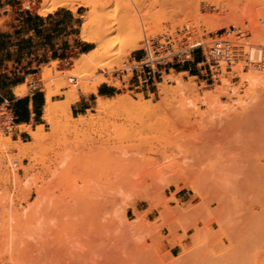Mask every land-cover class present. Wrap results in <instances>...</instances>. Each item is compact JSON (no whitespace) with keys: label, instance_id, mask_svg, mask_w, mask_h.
I'll use <instances>...</instances> for the list:
<instances>
[{"label":"rangeland","instance_id":"374dc122","mask_svg":"<svg viewBox=\"0 0 264 264\" xmlns=\"http://www.w3.org/2000/svg\"><path fill=\"white\" fill-rule=\"evenodd\" d=\"M194 1L102 0L90 15L104 28L125 23L107 32L106 45L121 42L114 52L124 53L125 40H142V47L114 55L112 72L99 67L88 83L129 67L144 55L149 36L163 39L160 55L166 59L158 67L162 77L148 88L102 83L98 95L81 92L85 73L75 65L97 44L75 46L87 43L81 28L90 10L80 6L54 12L77 18L69 31L75 35L72 51L40 66L35 54L0 57V63L18 64L5 65L0 76L5 95L22 80L21 97L31 94V81L43 84L35 93L45 95L46 84L59 92L53 123L41 118L27 124L44 128L47 139L38 142L20 125L9 133L0 129V141L10 137L13 143L9 151L0 146V264H264V81L255 89L244 82L251 72L244 60L213 83L200 49H191L192 42H210L246 25L255 30L245 46L259 42L262 47L251 48H264V39H256L264 38V0H205L208 8L200 0L199 11ZM42 2L20 11L29 0H0V51L17 45L4 40L19 35L6 24L25 13L40 15ZM48 67L53 71L44 80ZM184 67L191 72L175 70ZM63 80L70 86L61 88ZM75 87L79 100L92 101L70 120L64 108ZM124 95L143 102L97 111L99 96ZM81 117L88 123L81 124ZM21 141L32 145L22 155L14 148Z\"/></svg>","mask_w":264,"mask_h":264},{"label":"bare ground","instance_id":"6f19581e","mask_svg":"<svg viewBox=\"0 0 264 264\" xmlns=\"http://www.w3.org/2000/svg\"><path fill=\"white\" fill-rule=\"evenodd\" d=\"M100 1H102V0H43V2L41 3V7L38 10V13L41 16H47L48 14L54 13V12H56L57 10H59L61 8L69 9V10H73L74 11V10L77 9L76 6L84 7V8H87V9L90 10L89 14L87 16L83 17L85 20H84V23L82 24V28H81V37H82V40L84 42L96 43L97 47L93 51H91L89 54L84 55L83 57H85V58L79 59L77 61V64L75 65V66L78 67V70H83L81 72L85 73V75L83 74L84 75L83 77L85 78V80L81 83L80 90H81V92L83 94H86V95H89V94L98 95L99 86L102 83L103 84H105V83L106 84H110L111 86L117 87V88H119L121 86V83L118 82V81H115L110 74H109L108 77H106L104 75H99V77L92 84L88 83V81H87L90 77L93 76V73H94L93 70H95V69H97L99 67L102 68V69L108 68L109 71L112 72L113 66H111L112 62H111L110 58L119 53V52H114V51L116 50L118 45L121 44V42H119L117 39H114L111 43L106 45L105 41H106V38H107V32L109 30H111V31L112 30L113 31L114 30H120L122 28H125V26H126L125 23H123V22H121V23H117L116 22V23L110 24V26H107L106 28H104L103 25L102 24L99 25L97 21L90 20L89 19L90 15H91V18H92V16L95 13L98 5L100 6ZM213 1H215V0H213ZM194 2H195V8H196L197 11L202 9L203 5H202L200 0H196ZM191 3H193V2L191 1ZM213 3H215V2H213ZM218 3L220 4V2L217 1V3H216L217 6H219ZM205 4H206L205 8H208L207 6H210L209 5L210 3L207 2V1H205ZM216 4H214V5H216ZM234 21L235 22H233V23L234 24L236 23V25L240 24V23L242 24L240 19H235ZM248 27H249V30L251 32L255 30L254 27H252L254 30H252L249 25H248ZM161 31L162 30H159L155 34H162ZM108 35H109V33H108ZM152 37L155 38V36H152ZM258 37H260V38H256V39L257 40L260 39V42H261V40L264 39L261 34ZM148 38H149V36L147 37L146 40H148ZM256 39H255V41H256ZM141 41L142 40H139L136 43L131 44V42L125 40V43H123V45L125 47L124 50L125 49L126 50L129 49V50H128V52L125 50L124 53H122V52L119 53V56H127L129 54V52L141 48L142 45L140 44V46H139V43ZM258 43L259 42L254 43V44L249 43V45H251V47L255 46V45H256V47H257V45L262 47V45H260ZM194 46H196V45H194ZM246 46H245L246 49H244V53L245 54L243 56L248 61V66L251 67L250 68L251 72L248 73L249 75L245 76L242 79L246 83H251L254 86V89H255L257 86H259L264 81V72H263L264 70H263L262 67L261 68L257 67L258 66L257 63L260 60L261 54H262V56H264V48H260L259 49V48H256V47L255 48L254 47L251 48V47H246ZM109 59H110V61H109ZM121 65H122V63H121ZM53 67L55 68L56 64H54ZM118 68H119V66H118ZM51 71H53V68H51V67L49 69H47V70L46 69L43 70V72H42L43 76L42 77H44V80H46L49 77V74L51 73ZM81 72H80V74H81ZM224 78L221 77L220 81L222 82L223 87H226L227 86V81ZM168 80L170 81V79H168ZM68 83L69 82L67 80L66 81L63 80V83L61 84V88H66V87L70 86V84H68ZM166 86H168V85H166ZM24 87L25 86L16 87L15 90H14L15 95L18 96V97L23 96L24 92H26ZM75 88H74V91H72L73 94L71 95V98L69 99V101L67 102V104L65 106L66 108H64V110H66V109L68 110V115H69V119L70 120L73 119L72 105L75 102L79 101V96L77 95V92H76L77 88L76 89ZM180 88H181V85H180ZM183 88H185V86ZM166 89H168V88H166ZM181 90H182V88H181ZM44 91H45V106H44V117L43 118L49 124H52L53 123V116H55L54 114L57 113V111H58L57 107L55 106V104L53 102V97L57 96L59 92L53 91L50 88V85H48V84L45 85V90ZM164 91H166V90H164ZM166 92H168V91H166ZM141 98H139L138 100H133L129 96H127V95L125 96L124 95L121 98L119 97V99H117V100L116 99L112 100V99H104L103 97L99 96L98 97V104H97V111L99 113H104V112H107L109 110L115 109V108H117L119 106H126V105H129V104H131V105H141L142 102H143V100ZM92 119H94V118H92ZM87 121L88 120L86 118H84V117H81V119H80L81 124H86V123H88ZM20 128L25 129V131L28 132L38 142H40L44 138L45 139L48 138V136L45 133V129L44 128L40 129L38 131H34L27 124L20 125ZM12 144H13L12 143V139L10 137H6V140L0 141V146L4 147L7 151H9L10 147L12 146ZM14 148L16 150H18L20 155H22V154H26V152L29 149L32 148V145H28V143H24V142L21 141L20 145H18V146L16 145Z\"/></svg>","mask_w":264,"mask_h":264},{"label":"crops","instance_id":"0c3cea01","mask_svg":"<svg viewBox=\"0 0 264 264\" xmlns=\"http://www.w3.org/2000/svg\"><path fill=\"white\" fill-rule=\"evenodd\" d=\"M76 20L77 18L72 12L64 11L51 13L47 16L25 13L18 20L14 18L6 24V28L12 29V26L15 25L14 32L10 33L18 32V38L10 37L9 39L4 38V40L16 41L17 45L12 49L0 51V57L12 55V57L30 56V58H33L35 54L39 58L37 64L40 66L50 59H58L61 52L68 53L72 51L75 46H80L79 48L83 50L91 44L87 42L79 45L80 42H77L75 46L72 45V37L75 35L69 31L76 27ZM60 47L62 48L60 49ZM83 53H86V51ZM138 58L140 57H135V59ZM10 63H15V60L0 63V76L5 73V65ZM16 65L18 64L15 63ZM172 69L169 68L168 70L170 71ZM175 70L180 73H189L192 68L184 67ZM23 83L25 81L22 80L21 82L13 84L9 87L10 93L7 95L1 90L0 96L3 100L0 105L7 104L10 106L16 117V125L28 124L32 121L39 123L41 122V118H43L45 95L43 93H34L20 98L15 96L14 89ZM100 93L103 95L109 94L108 89L105 87L100 88ZM91 101V97L80 98L78 102L72 105V113L74 114L76 111V114H83V111L89 109Z\"/></svg>","mask_w":264,"mask_h":264},{"label":"built area","instance_id":"2783aa9c","mask_svg":"<svg viewBox=\"0 0 264 264\" xmlns=\"http://www.w3.org/2000/svg\"><path fill=\"white\" fill-rule=\"evenodd\" d=\"M35 1L29 0V4L26 6L22 3L20 11H31ZM251 35L252 32L249 30L248 25H246V28L233 27V31H226L224 35L211 37L210 42H205V40L192 42L191 49H200L203 64L209 71L212 82L217 83L218 76L224 70L228 73H233V67L238 62L244 60L247 62L243 56L245 54L244 40L250 38ZM224 36L227 38H223ZM162 40L148 39L145 42L144 55L138 59H132L129 62V67L115 70L113 78L123 85H128L130 88L138 90L154 85L162 77L158 67L166 59V57L160 55L164 47ZM193 45L196 46L192 47ZM257 65L264 69V56L262 54ZM128 75H131V77L125 81L124 77ZM42 86L43 84L40 82L31 81L29 83L31 94H34L35 91L41 92ZM15 126L16 117L10 106L7 104L0 105V129L9 133L14 131Z\"/></svg>","mask_w":264,"mask_h":264},{"label":"trees","instance_id":"16d2710c","mask_svg":"<svg viewBox=\"0 0 264 264\" xmlns=\"http://www.w3.org/2000/svg\"><path fill=\"white\" fill-rule=\"evenodd\" d=\"M4 85H5V83H3L2 85H0V91L4 89ZM2 100H3V99H2V97L0 96V103L2 102Z\"/></svg>","mask_w":264,"mask_h":264}]
</instances>
